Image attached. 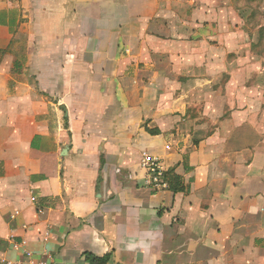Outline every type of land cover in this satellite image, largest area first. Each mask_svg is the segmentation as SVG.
Here are the masks:
<instances>
[{
  "label": "crops",
  "instance_id": "0c3cea01",
  "mask_svg": "<svg viewBox=\"0 0 264 264\" xmlns=\"http://www.w3.org/2000/svg\"><path fill=\"white\" fill-rule=\"evenodd\" d=\"M14 243L264 264V0H0V264Z\"/></svg>",
  "mask_w": 264,
  "mask_h": 264
},
{
  "label": "built area",
  "instance_id": "2783aa9c",
  "mask_svg": "<svg viewBox=\"0 0 264 264\" xmlns=\"http://www.w3.org/2000/svg\"><path fill=\"white\" fill-rule=\"evenodd\" d=\"M142 167L148 174V185L153 192H162L169 190V183L166 178V171L163 169L161 161L152 157L149 153H143ZM33 202L36 199L33 198ZM24 244H13L15 251H22V260L19 262H8V264H49L47 260L37 259L31 251L21 250Z\"/></svg>",
  "mask_w": 264,
  "mask_h": 264
},
{
  "label": "trees",
  "instance_id": "16d2710c",
  "mask_svg": "<svg viewBox=\"0 0 264 264\" xmlns=\"http://www.w3.org/2000/svg\"><path fill=\"white\" fill-rule=\"evenodd\" d=\"M166 178L169 183V190L173 191L174 193L186 191V187L183 184L182 179L176 174H174V172H167ZM111 257L112 255H106L100 258L92 254H85V260L88 264H108L111 260Z\"/></svg>",
  "mask_w": 264,
  "mask_h": 264
}]
</instances>
